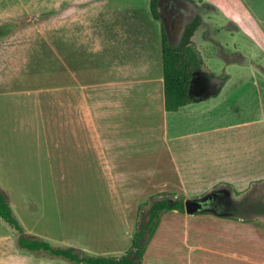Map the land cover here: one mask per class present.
<instances>
[{"label": "crops", "instance_id": "crops-1", "mask_svg": "<svg viewBox=\"0 0 264 264\" xmlns=\"http://www.w3.org/2000/svg\"><path fill=\"white\" fill-rule=\"evenodd\" d=\"M150 2L0 0V25H17L0 37V101L30 114L0 126V145L22 146L13 155L1 152L0 173L19 178L17 188L32 216L35 200L29 190L37 189L34 178L52 182L55 177H107L109 192L133 234L138 200L181 177L176 147L197 134L199 123L192 115L180 120L183 107L164 108L161 22L154 18ZM201 2L207 26L221 31V26L231 24L233 35L253 41L250 54L243 53L240 41L237 50L244 56L255 54L262 64L264 0H238L236 7H225L222 0ZM254 93L256 115L248 125H253L255 176L264 177V83L256 82ZM229 119L208 130L231 137V127L242 126L234 138L245 137L247 123L232 124ZM166 213L143 254V264ZM20 225L24 236L45 240ZM248 225L264 236V227ZM9 231L16 241L18 234ZM64 244L60 247L85 252L76 243ZM28 252L46 264H57L54 258L35 254L40 251ZM229 258L227 264L248 263L245 256Z\"/></svg>", "mask_w": 264, "mask_h": 264}, {"label": "rangeland", "instance_id": "rangeland-1", "mask_svg": "<svg viewBox=\"0 0 264 264\" xmlns=\"http://www.w3.org/2000/svg\"><path fill=\"white\" fill-rule=\"evenodd\" d=\"M222 3L225 7H236L238 0H222ZM201 20L206 26L193 36L194 48L202 59L200 70L224 76L226 80L220 89L198 100L193 99L183 107L179 119L187 121L192 115L199 126L195 136L183 138L181 147H176L181 177L144 194L137 202L135 221L138 205L149 196L169 192L181 195L184 201L202 196L209 190L224 189L230 193L231 203L228 209L218 208V214L187 215L184 210L166 213L146 264H189L190 256L193 264H227L232 258L230 255L245 256L247 264L261 263L264 262V236L248 224L264 227V213L249 211L251 204L264 209V177L255 176L253 125L248 122L255 119L254 89L256 82L264 83V59L260 64L255 54L244 56L237 50L236 41H240L244 44L243 53L250 54L253 41L240 34L233 35L231 24L216 31L213 25L207 26L206 14H201ZM177 38V31H174L170 40L176 44ZM26 115L30 114L0 101V126L28 117ZM228 119L232 124L247 123L245 137L234 138L242 131V126L231 127V137L216 136L212 134L214 130H208ZM182 124L185 126L184 122ZM20 148L22 146L1 144L0 156L4 150L13 155L14 150ZM83 166L84 163L82 173ZM18 179L0 173V186L7 191L5 194L14 216L26 229L46 236L43 239L51 245L76 243L85 250H76L81 255L118 257L130 247L132 226L124 222L121 210L109 192L107 177H55L52 182L34 178L37 189L29 190V197L35 200L34 216L25 209L27 203L17 188ZM149 206L150 203L142 206L145 213ZM224 217L236 220V224L221 220ZM8 234H11L9 228L0 221V264H46L26 250L19 254L16 241ZM40 253L54 258L57 264H74L44 251L35 254Z\"/></svg>", "mask_w": 264, "mask_h": 264}, {"label": "trees", "instance_id": "trees-1", "mask_svg": "<svg viewBox=\"0 0 264 264\" xmlns=\"http://www.w3.org/2000/svg\"><path fill=\"white\" fill-rule=\"evenodd\" d=\"M157 2L158 0H151V11L154 18L161 22ZM198 23L199 18L187 24L181 39L178 43L173 44L168 40L161 22L163 97L166 111H177L181 107L193 102L189 93L190 88L193 87L194 89L201 84L197 72L202 65V59L196 48H194L192 40V35ZM16 27L15 23L0 25V37L10 33ZM148 198L138 205L130 247L119 257L81 255L75 248L70 246H53L46 240L25 237L22 234L23 228L14 216L8 202L7 195L1 189L0 221L14 233L18 234L16 245L22 250L44 251L51 256L66 259L68 262L74 264H142L143 254L159 224L162 214L172 210L180 212L184 210L181 195H177L176 193L161 192L159 195H152ZM148 203H150V206L147 209V213H145L142 206ZM240 204H243V202H240ZM249 211L264 213V209L252 204Z\"/></svg>", "mask_w": 264, "mask_h": 264}, {"label": "flooded vegetation", "instance_id": "flooded-vegetation-1", "mask_svg": "<svg viewBox=\"0 0 264 264\" xmlns=\"http://www.w3.org/2000/svg\"><path fill=\"white\" fill-rule=\"evenodd\" d=\"M192 1L195 2L197 5H203L201 0ZM157 4L159 6L157 7V9L159 12L160 19H162L161 22L164 21L169 29V39H171V35L173 34V32L177 31V40L179 41L182 37L186 25L193 22L197 18H199V23L196 29L194 30L192 40L193 36H195L197 28L200 26H205L201 20V14L204 15L207 12L205 6H202V10L201 12H199L200 14L196 12L192 21L186 22L195 13V11L191 8V5L186 0H158ZM184 23V30L181 31ZM197 74L198 78H200L201 80V84L195 87L194 89L193 87H191L192 97H204L208 93L215 92L223 86L224 81L226 79L224 76H219L214 73L209 74L203 70H199ZM224 195V193L223 195L219 193V196L217 198L208 202L209 205L216 211L218 208L228 209L230 207L231 202L226 201ZM221 198H224L223 201L221 200ZM221 203L223 205H221Z\"/></svg>", "mask_w": 264, "mask_h": 264}, {"label": "water", "instance_id": "water-1", "mask_svg": "<svg viewBox=\"0 0 264 264\" xmlns=\"http://www.w3.org/2000/svg\"><path fill=\"white\" fill-rule=\"evenodd\" d=\"M186 1L191 5V8L195 11V13L192 15V17L189 20L186 21V22H189V21L193 20L196 12L197 13L201 12V10H202L201 8H202V6H205V4H203L201 6V5H197L192 0H186ZM162 24H163L165 32L167 34L168 40L170 41V39H169V29H168V27H167V25L165 24L164 21H162ZM184 27H185V23L183 24L181 31L184 30ZM189 93H190V97L192 99L198 100L200 98V97H192L191 96V88H190V92ZM221 192H224L225 200L231 202L230 193L228 191H226L224 189H213V190H209L208 192H206L202 196L185 199L183 201L184 212L186 214H195V213H204V212H208V213H212V214H218V212L215 209H213L209 205L208 202L213 200V199H215V198H217L219 196V193H221Z\"/></svg>", "mask_w": 264, "mask_h": 264}]
</instances>
